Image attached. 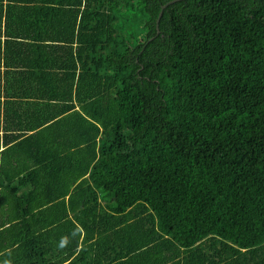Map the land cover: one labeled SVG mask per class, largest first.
Instances as JSON below:
<instances>
[{
	"label": "trees",
	"instance_id": "obj_1",
	"mask_svg": "<svg viewBox=\"0 0 264 264\" xmlns=\"http://www.w3.org/2000/svg\"><path fill=\"white\" fill-rule=\"evenodd\" d=\"M172 1H0V264H264V0Z\"/></svg>",
	"mask_w": 264,
	"mask_h": 264
},
{
	"label": "water",
	"instance_id": "obj_2",
	"mask_svg": "<svg viewBox=\"0 0 264 264\" xmlns=\"http://www.w3.org/2000/svg\"><path fill=\"white\" fill-rule=\"evenodd\" d=\"M182 1H185V0H174V1L170 2V3H168L166 6H164V7L162 8V11H161L160 15H159L158 23L160 22V19L162 18L163 14H164V11L166 10V8H167L168 6L173 5V4H176V3H178V2H182Z\"/></svg>",
	"mask_w": 264,
	"mask_h": 264
},
{
	"label": "crops",
	"instance_id": "obj_3",
	"mask_svg": "<svg viewBox=\"0 0 264 264\" xmlns=\"http://www.w3.org/2000/svg\"><path fill=\"white\" fill-rule=\"evenodd\" d=\"M0 1H4V6H7V1L8 0H0ZM0 14H4L3 12H2V10H1V6H0ZM2 28H3V20H2ZM0 58H1V53H0ZM3 69L1 68V71H2Z\"/></svg>",
	"mask_w": 264,
	"mask_h": 264
},
{
	"label": "clouds",
	"instance_id": "obj_4",
	"mask_svg": "<svg viewBox=\"0 0 264 264\" xmlns=\"http://www.w3.org/2000/svg\"><path fill=\"white\" fill-rule=\"evenodd\" d=\"M161 11H162V10H161ZM160 13H161V12H160ZM163 15H164V14H163ZM162 17H163V16H162ZM79 109H80V107H77V108H76V110H79Z\"/></svg>",
	"mask_w": 264,
	"mask_h": 264
}]
</instances>
